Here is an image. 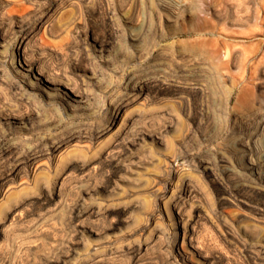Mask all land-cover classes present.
Masks as SVG:
<instances>
[{"label": "rangeland", "instance_id": "obj_1", "mask_svg": "<svg viewBox=\"0 0 264 264\" xmlns=\"http://www.w3.org/2000/svg\"><path fill=\"white\" fill-rule=\"evenodd\" d=\"M0 36V264H264V0H0Z\"/></svg>", "mask_w": 264, "mask_h": 264}, {"label": "bare ground", "instance_id": "obj_2", "mask_svg": "<svg viewBox=\"0 0 264 264\" xmlns=\"http://www.w3.org/2000/svg\"><path fill=\"white\" fill-rule=\"evenodd\" d=\"M3 40L4 39L2 38V36H0V46H2ZM25 41H26L25 39H19L17 46L14 47L15 53L18 58V64H19L18 67L20 68V70H23L21 71L22 78L27 79L31 77L35 80H39V76H42V77L44 76L39 70L38 63L33 62V61L27 62L25 58V48H26ZM44 82L49 85H56L54 79H52L51 77L45 78ZM67 89L72 91L69 88ZM129 103L130 102L128 103L122 102L118 104L112 113L108 128L110 127L112 128L120 122L119 127L114 135V140H113L114 143L121 140L123 136L129 131V128L132 122V116L128 115V110H127V106L129 105ZM122 113H123V116H122V119H120ZM57 186L58 185L56 183L55 187L57 188ZM58 195H59V191H57V196ZM176 233H177V236L179 237H181V235L185 233V225L183 224V218L181 216L177 218Z\"/></svg>", "mask_w": 264, "mask_h": 264}]
</instances>
